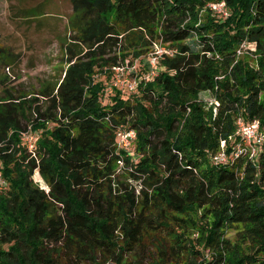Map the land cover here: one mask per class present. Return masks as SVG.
Segmentation results:
<instances>
[{
	"label": "trees",
	"instance_id": "16d2710c",
	"mask_svg": "<svg viewBox=\"0 0 264 264\" xmlns=\"http://www.w3.org/2000/svg\"><path fill=\"white\" fill-rule=\"evenodd\" d=\"M220 2L226 19L209 7ZM71 3V57L40 92L48 108L27 115L37 98L25 97L0 107V264H264V146L212 159L239 118L264 129V0ZM157 41L172 54L133 97L97 80ZM243 45L254 57L238 56ZM114 48L123 62L105 58ZM24 121L39 135L31 152ZM119 130L135 132L132 151Z\"/></svg>",
	"mask_w": 264,
	"mask_h": 264
},
{
	"label": "rangeland",
	"instance_id": "374dc122",
	"mask_svg": "<svg viewBox=\"0 0 264 264\" xmlns=\"http://www.w3.org/2000/svg\"><path fill=\"white\" fill-rule=\"evenodd\" d=\"M226 11L227 16L220 15L223 19L229 16L228 9ZM73 13L71 0H0V107L25 97L28 100L37 98L32 110H27V115L33 114L34 109L45 111L48 108V103L40 92L48 86L59 84L68 68L67 60L71 57L68 49L73 43L74 35L71 27ZM120 50H107L105 58L118 57L123 62L120 58L127 56V53ZM166 50L167 46L157 41L143 57L137 59L130 53L125 57L124 63L117 67L120 68L119 74L113 70L112 78L119 77L125 84L135 79L139 83L142 79L148 80L152 60ZM255 51V45H243L238 56H243L244 53L252 56ZM96 78L109 84L108 88L114 80L107 81L106 75L100 74ZM122 93L128 99L133 97L135 91L130 92L125 87ZM11 96L14 97L13 100ZM201 97L206 102H211L210 105L213 104L209 94ZM105 99V104H108V95ZM21 135L29 151H34L39 135L25 121ZM233 146V143L231 147L227 146L228 151ZM118 174H122V171L119 170ZM33 179L42 189L49 190L38 171ZM125 182L136 188L137 192L140 190V183L134 180ZM226 238L235 243L241 238L239 230L236 227L229 229ZM199 249L209 258L208 250ZM103 259L101 257L98 263ZM180 260L186 261L185 257ZM199 260L203 261V257H199Z\"/></svg>",
	"mask_w": 264,
	"mask_h": 264
},
{
	"label": "built area",
	"instance_id": "2783aa9c",
	"mask_svg": "<svg viewBox=\"0 0 264 264\" xmlns=\"http://www.w3.org/2000/svg\"><path fill=\"white\" fill-rule=\"evenodd\" d=\"M209 7L219 15H228L225 2L210 4ZM166 53L169 55L172 54V52L169 51ZM158 56L152 60L150 72L148 74L149 79L156 75ZM118 69L120 68H114V70H116L119 74ZM138 84V79L129 81L127 84H125L119 79V77H117L114 79L112 86L122 90L127 87L130 92H133L136 91ZM110 90L111 89H109V91ZM117 139L120 147L127 151H132L134 141L136 139V134L134 131L119 130ZM230 140L234 144L230 154L227 152L226 142H222L221 150L218 153L214 154V156L212 157L215 164H227L240 157H248L249 159L254 158L257 154V151L264 146V129L261 127V124L258 120H255L253 122H246L243 118H239L237 120L236 134L234 137L230 138Z\"/></svg>",
	"mask_w": 264,
	"mask_h": 264
}]
</instances>
